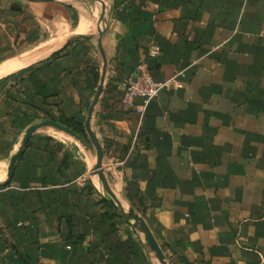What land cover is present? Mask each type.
<instances>
[{
  "label": "crops",
  "instance_id": "0c3cea01",
  "mask_svg": "<svg viewBox=\"0 0 264 264\" xmlns=\"http://www.w3.org/2000/svg\"><path fill=\"white\" fill-rule=\"evenodd\" d=\"M100 25L112 193L168 264H264V0H0V264H159L91 173ZM143 62L173 86L140 114Z\"/></svg>",
  "mask_w": 264,
  "mask_h": 264
},
{
  "label": "water",
  "instance_id": "95a60500",
  "mask_svg": "<svg viewBox=\"0 0 264 264\" xmlns=\"http://www.w3.org/2000/svg\"><path fill=\"white\" fill-rule=\"evenodd\" d=\"M29 1L39 2V1H58V0H29ZM102 21H103V19H102ZM104 32H105V27L100 25L99 34H100V47H101V53H102V58H103V69H102V75H101V79H100V85L97 88V92L95 94L93 102L91 103V105L89 107L87 118L85 121L86 132H87V134H88V136H89V138H90V140H91V142H92V144L96 150V163H95V166L93 167L91 173L100 175L101 180H102V185H101L102 195L109 201V203L115 208V210L120 215H122L133 226V228L136 230L137 233L143 235L150 242V244H151V246H152V248L156 254V258H157L159 264H168L166 259H165V256H164L162 249L158 245L154 236L150 233L149 228L145 224L144 220L139 215H137L132 209H129L121 200H119L112 193L108 179L106 177V174L103 171L104 152H103V149L100 145V142H99L94 130L92 129L91 120L93 117L95 107L98 104L100 97H101L103 90H104V82H105L106 72H107V68H108V61L106 58V54L102 48V38H103ZM46 124H48V123H46ZM53 124L58 126L57 123H53ZM17 159H18V156L16 155L11 161L10 178L12 177V174L14 172Z\"/></svg>",
  "mask_w": 264,
  "mask_h": 264
},
{
  "label": "built area",
  "instance_id": "2783aa9c",
  "mask_svg": "<svg viewBox=\"0 0 264 264\" xmlns=\"http://www.w3.org/2000/svg\"><path fill=\"white\" fill-rule=\"evenodd\" d=\"M158 52L154 50L148 51V57L155 58ZM173 86L172 80L159 82L154 80L148 65L143 62L136 70V73L130 75L126 80V89L122 98V104L133 106L137 99L143 100V106L138 113L143 114L150 102L158 97V95Z\"/></svg>",
  "mask_w": 264,
  "mask_h": 264
},
{
  "label": "trees",
  "instance_id": "16d2710c",
  "mask_svg": "<svg viewBox=\"0 0 264 264\" xmlns=\"http://www.w3.org/2000/svg\"><path fill=\"white\" fill-rule=\"evenodd\" d=\"M60 123H63V122L60 121ZM72 128H73V130L76 131V132H77V131H81V132L83 131V132H84V128H83V125H82V124H81V125H77V124H76V125H74Z\"/></svg>",
  "mask_w": 264,
  "mask_h": 264
},
{
  "label": "rangeland",
  "instance_id": "374dc122",
  "mask_svg": "<svg viewBox=\"0 0 264 264\" xmlns=\"http://www.w3.org/2000/svg\"><path fill=\"white\" fill-rule=\"evenodd\" d=\"M22 18H23V17H22ZM7 23H8V20L6 19V24H7ZM6 24H5V25H6ZM37 25H39V23H37Z\"/></svg>",
  "mask_w": 264,
  "mask_h": 264
},
{
  "label": "bare ground",
  "instance_id": "6f19581e",
  "mask_svg": "<svg viewBox=\"0 0 264 264\" xmlns=\"http://www.w3.org/2000/svg\"><path fill=\"white\" fill-rule=\"evenodd\" d=\"M35 54V53H34ZM37 54V53H36ZM22 56V55H21ZM42 56V55H41Z\"/></svg>",
  "mask_w": 264,
  "mask_h": 264
}]
</instances>
